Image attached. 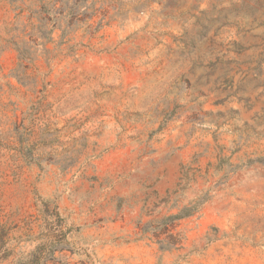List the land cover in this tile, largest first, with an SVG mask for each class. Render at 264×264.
<instances>
[{
	"label": "rangeland",
	"instance_id": "1",
	"mask_svg": "<svg viewBox=\"0 0 264 264\" xmlns=\"http://www.w3.org/2000/svg\"><path fill=\"white\" fill-rule=\"evenodd\" d=\"M57 212L59 264H264V0H0V233Z\"/></svg>",
	"mask_w": 264,
	"mask_h": 264
},
{
	"label": "trees",
	"instance_id": "2",
	"mask_svg": "<svg viewBox=\"0 0 264 264\" xmlns=\"http://www.w3.org/2000/svg\"><path fill=\"white\" fill-rule=\"evenodd\" d=\"M22 54V52H21ZM211 198V194L207 191L202 193L191 206V214L199 212L202 206ZM56 219L58 223L46 230L41 234V241L31 250L16 251V247L11 246L7 233L3 230L0 233V263L9 259L12 255L17 254L19 257L8 264H59L57 260V253L63 252L67 249L61 245V239L65 238L66 234L63 231L60 222L62 221L61 215L57 212ZM67 233V231H66ZM65 264H70L66 262Z\"/></svg>",
	"mask_w": 264,
	"mask_h": 264
}]
</instances>
